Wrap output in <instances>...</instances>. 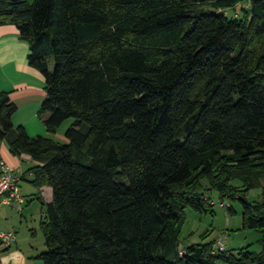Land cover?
Segmentation results:
<instances>
[{"label": "trees", "instance_id": "1", "mask_svg": "<svg viewBox=\"0 0 264 264\" xmlns=\"http://www.w3.org/2000/svg\"><path fill=\"white\" fill-rule=\"evenodd\" d=\"M5 25L44 80L47 136L0 92V141L52 190L42 264H264V0H0ZM213 192L259 253L181 247L185 208L210 212Z\"/></svg>", "mask_w": 264, "mask_h": 264}, {"label": "crops", "instance_id": "2", "mask_svg": "<svg viewBox=\"0 0 264 264\" xmlns=\"http://www.w3.org/2000/svg\"><path fill=\"white\" fill-rule=\"evenodd\" d=\"M28 52L25 56L14 28L0 26V92H8L10 101L16 107L12 123L23 126L29 136H47L41 122H36L38 106L45 93L32 81L37 74L34 72L36 69L27 63ZM0 159L20 177L18 193L23 200L21 210L17 211L14 205L4 204L0 195V233H15L13 245L9 248L0 246V264H41L37 259L38 249L34 247L33 236L36 235V228L40 230L41 203L52 201V190L49 186L36 188L30 183L32 177L28 170L35 162L24 154L12 155L5 141H0Z\"/></svg>", "mask_w": 264, "mask_h": 264}, {"label": "rangeland", "instance_id": "3", "mask_svg": "<svg viewBox=\"0 0 264 264\" xmlns=\"http://www.w3.org/2000/svg\"><path fill=\"white\" fill-rule=\"evenodd\" d=\"M242 7H246L245 2H240L234 9L225 10L224 14L229 17H242ZM5 26H9L10 28H14L16 30L14 25ZM17 41L22 47H24L26 56L28 50L27 42L19 39L18 35ZM34 72H36L37 76L32 77V81L36 85L41 86V91L44 94L43 79L37 70ZM40 105L41 103L39 104L38 109L40 108ZM36 120V122H41V126L45 128L43 121L39 117H37ZM72 122V119L65 120L58 127L57 133L62 135L71 126ZM50 137L58 142H63V140L57 135H52ZM234 183L237 184L236 182ZM262 185H264V181H262ZM260 194L261 188L252 189L246 193L245 199L249 202L260 201ZM210 197L213 202L210 212L204 213L194 211L191 208H185V219L180 232L181 247L190 244H202L209 242H214L215 247H217L218 239H220L223 243L224 250L230 252L231 254L235 255L238 250L242 248H247L248 251L253 253H259L262 249L260 243L261 234L255 230L240 229V214L242 211L240 202L238 200L229 199L221 200L214 192L210 194ZM220 203H223L224 207H220ZM24 208L25 207H23V209ZM15 215L19 217L16 211ZM224 232L226 235L224 238H221V235ZM33 239V242L35 243L34 247L38 249L36 255H38L45 250L43 236L38 228H36V235L33 236ZM39 262L42 264V261L39 260Z\"/></svg>", "mask_w": 264, "mask_h": 264}, {"label": "built area", "instance_id": "4", "mask_svg": "<svg viewBox=\"0 0 264 264\" xmlns=\"http://www.w3.org/2000/svg\"><path fill=\"white\" fill-rule=\"evenodd\" d=\"M246 1V0H242ZM19 181L20 177L15 174L11 167H9L3 160L0 159V195L3 196V203L9 206L14 205L17 211L21 210L22 198L19 196ZM213 204V202L211 203ZM224 207L223 203L219 204ZM224 232L221 238L225 237ZM15 243V233L13 231L0 233V246L9 248ZM217 249L223 251V243L218 239Z\"/></svg>", "mask_w": 264, "mask_h": 264}]
</instances>
